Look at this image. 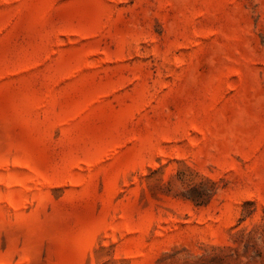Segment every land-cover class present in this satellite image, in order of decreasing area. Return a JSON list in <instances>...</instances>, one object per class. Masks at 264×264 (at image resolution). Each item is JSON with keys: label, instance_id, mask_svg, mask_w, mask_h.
<instances>
[{"label": "rangeland", "instance_id": "rangeland-1", "mask_svg": "<svg viewBox=\"0 0 264 264\" xmlns=\"http://www.w3.org/2000/svg\"><path fill=\"white\" fill-rule=\"evenodd\" d=\"M0 264H264V0H0Z\"/></svg>", "mask_w": 264, "mask_h": 264}]
</instances>
